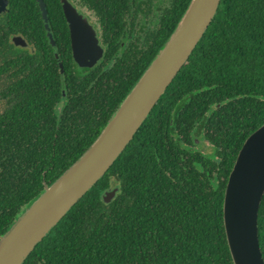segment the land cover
I'll use <instances>...</instances> for the list:
<instances>
[{
	"label": "trees",
	"instance_id": "1",
	"mask_svg": "<svg viewBox=\"0 0 264 264\" xmlns=\"http://www.w3.org/2000/svg\"><path fill=\"white\" fill-rule=\"evenodd\" d=\"M75 1L96 15L112 42L132 28L131 15L152 12V55L143 71L190 2ZM44 2L68 81L69 35L61 0ZM14 36L25 38L34 54L16 48ZM118 83L117 94L100 111L67 92L60 107L63 75L39 5L7 0L0 17V95L14 98L0 104V234L101 133L134 85ZM112 88L104 91L108 100ZM262 125L264 0H222L130 145L25 264H234L223 224L225 189L245 140ZM202 140L212 153L197 149ZM116 187L115 198L105 202V192ZM258 229L264 258V196Z\"/></svg>",
	"mask_w": 264,
	"mask_h": 264
},
{
	"label": "water",
	"instance_id": "2",
	"mask_svg": "<svg viewBox=\"0 0 264 264\" xmlns=\"http://www.w3.org/2000/svg\"><path fill=\"white\" fill-rule=\"evenodd\" d=\"M47 37L50 32L44 0H36ZM222 0H190L169 38L160 47L133 87L121 101L101 133L86 151L19 214L0 234V264H25L36 247L70 210L104 178L130 145L169 86L187 63L218 14ZM72 48L81 66H93L103 55L96 33L68 0H61ZM7 0H0V17ZM16 47H26L14 36ZM88 50L84 55L80 52ZM79 54H78V53ZM62 68V64L60 63ZM118 188L105 192L110 203ZM264 196V125L244 142L229 175L223 202V224L234 264H264L259 242L258 213Z\"/></svg>",
	"mask_w": 264,
	"mask_h": 264
},
{
	"label": "flooded vegetation",
	"instance_id": "3",
	"mask_svg": "<svg viewBox=\"0 0 264 264\" xmlns=\"http://www.w3.org/2000/svg\"><path fill=\"white\" fill-rule=\"evenodd\" d=\"M68 1L85 18L88 19L89 24L96 33L98 44L103 50V55L93 66H81V64L76 60L75 52L72 48L71 32L66 21L69 35V50L66 54V67L69 71L67 81V77L65 75L66 71L64 69L56 43L55 47H53L49 41V44L53 49V55L57 61L59 70L63 75V87L65 89L62 93L60 107L66 103L68 94H74L79 95L83 99L85 105L100 111L103 109L104 105L108 107L109 103L117 94V89L121 86L118 83V79H122L123 86L132 81H134L135 84V82L144 72L143 67L145 62L147 61V58L151 57L152 55L151 39L153 27L156 23L155 18L149 9H147L145 13H134L130 16V18L134 19L132 28L130 30L127 28V30H125V32L122 33L115 42H112V38L107 39L104 36L102 25L93 12H91L87 7L80 6L75 0ZM49 25L50 32L55 42V37L50 22ZM26 42V47H16L13 43L12 44L18 49L30 50L34 54L35 47L31 46L27 40ZM87 52L88 50L85 49V51L80 53L81 55H84ZM39 58L40 59L37 61L38 66L42 63L44 57L40 55ZM60 63L62 64V68L60 67ZM115 78H117V80ZM7 86L9 87V85H5L4 88ZM110 87H113L110 90L112 97L110 100H108V98L106 99L104 96V91L108 90ZM66 92L68 94H66ZM12 98H14V93L11 95H6L5 97L0 95V104L2 102L4 104L8 103Z\"/></svg>",
	"mask_w": 264,
	"mask_h": 264
},
{
	"label": "rangeland",
	"instance_id": "4",
	"mask_svg": "<svg viewBox=\"0 0 264 264\" xmlns=\"http://www.w3.org/2000/svg\"><path fill=\"white\" fill-rule=\"evenodd\" d=\"M199 145L197 146V149L204 152L205 154H210L212 153V147L211 145L205 141L202 140L200 143H198Z\"/></svg>",
	"mask_w": 264,
	"mask_h": 264
}]
</instances>
